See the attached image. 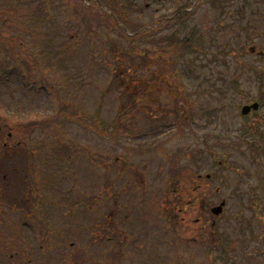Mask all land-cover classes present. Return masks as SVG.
<instances>
[{"label":"rangeland","instance_id":"1","mask_svg":"<svg viewBox=\"0 0 264 264\" xmlns=\"http://www.w3.org/2000/svg\"><path fill=\"white\" fill-rule=\"evenodd\" d=\"M101 1L107 10L111 7L117 15L127 18V0H120L123 6L114 3L115 0ZM192 1L197 3L196 0H139L143 14L129 12V16L139 18H133L136 26L128 27L135 30L149 26L161 17H171L180 5H190ZM226 1L229 3L226 4L227 9L221 4ZM65 2V5L69 4L71 7L69 22L65 7L55 8V24L52 29L43 23L47 21L44 16L49 7H35L37 15L41 17L36 30L38 38L43 41L46 34L50 36L52 32L56 38L55 48L48 58L54 59L50 64L55 65L58 70L39 72V77L27 73L30 79L25 76L23 78L38 79L37 83H45L51 94L43 89L28 91L18 79L0 86V116L20 139L30 132V128H19L20 124L33 120L44 125L51 122L70 93V105L74 102L76 106L74 118L64 121V129L50 133L67 143L70 140L69 148L67 143L49 146L47 155L40 154L38 163L42 162L37 173L27 171L28 163L23 159L20 173H13V176L8 174L7 180L11 185L0 180V206L4 203L0 214L1 219L6 220L0 226V251L3 257L6 249L4 246H10L18 247L20 255L15 257L18 261H35L41 245L45 248L41 249L43 256L38 258L40 261L45 259L48 262L51 255L53 264H66V257L71 259L72 264H80L85 257L83 254L90 256L97 250L101 254V262L109 264L108 254L112 249L118 252L119 245L116 241H106L114 232L115 238L118 232L119 238H125L126 242L119 256H115L116 264H264V243L261 241L264 236V107L258 117L253 114L244 117L241 114L243 105L252 102L261 92L264 96V73L256 74L250 68L252 65L263 67L264 59L248 51L256 43L264 48V0H203L184 20L167 23L168 27H163L160 33H156L157 36L148 35L141 39L136 44L139 45L138 52H134L130 44L122 39V55L130 62V72L125 71L127 67L120 64L127 72V81L132 73L136 74L132 69L142 62L140 52L147 49L143 44L145 40L163 37L168 39L165 46L170 42L176 46V40L191 37V44L201 43L203 48L198 51L193 47L191 55L180 62L179 68L186 72V76L175 74V69L169 62L163 64V68L170 70L172 74L168 83L177 85L172 88L173 97L163 94L166 102L163 104V117L158 115L152 119L149 108L136 107V111L123 118L125 120L118 125L124 131H119L116 136L112 135L113 123L122 97L130 90L123 88L116 89L117 92L109 91V87L119 84L118 79L112 80L113 85L109 81L114 71L113 64L108 63V69L105 68L104 72L99 65L89 68L92 61L86 41L87 29L78 30L74 27L82 23L78 17L83 14H77V8L82 13L87 11L83 4L85 0ZM249 2L252 7H249ZM38 4L42 5L41 0H38ZM147 4L151 6L145 7ZM19 11L23 9L20 8ZM91 11L93 17L102 15V20L104 19L105 25L101 27L94 20V25L102 34H109L114 38L120 34L119 27L106 24L107 17L103 15L105 9ZM13 32L14 30L12 34ZM74 32H80L84 37L79 34L78 39L70 41ZM252 41L254 43H249ZM244 44L251 45H246L248 47L243 50ZM64 49H68V52H63ZM168 71H165L167 75ZM138 74L143 75L144 71ZM211 85L218 91H213ZM21 93L26 95L21 96L22 105L10 106L9 96L19 97ZM5 94H8V100L1 99ZM176 108L181 112V119L182 116L194 115V121L184 127L185 130L181 133L176 130V126L166 125H170L173 117L170 111ZM99 111H102L101 114ZM155 112L158 114L156 110ZM163 121L166 122V133L159 135V131L163 129ZM252 125H255L253 129ZM45 128L42 126V129H33L36 145L50 137ZM101 131H105L106 135L99 133ZM137 135L141 138L136 139ZM163 143L164 148L160 150L158 147ZM202 143L213 147L219 158L224 156L228 162L227 167L219 168L214 163L216 159H213V155ZM198 148L199 153L196 151ZM69 153L71 159L67 161ZM180 153L184 166L181 170L183 179L179 184L174 180L167 186L172 176L179 171L178 160H167L168 156L180 158ZM191 153L194 154L192 162L184 159V156ZM12 155L14 158L16 154ZM13 158L9 160L13 161ZM128 160H135L134 163L138 165L136 170L145 176L150 191L157 194L160 183L163 182V228L158 218L160 204L153 198V194L148 196L146 207L144 201L133 196L131 186L135 182L139 183L142 176H137V180V177L127 173L128 167L124 166V162ZM115 161L117 167L114 171L106 167ZM62 164L65 166L61 167ZM196 167L203 175L216 171L217 177L212 182H207L205 178L197 180L196 174H193ZM59 168L63 171L59 172ZM64 171L69 174H64ZM35 177L39 179L35 181ZM116 183L119 185H114ZM198 183L202 186L198 191L199 203L195 206L185 205L192 202L193 197L190 195L195 194L193 188ZM175 185H178V193H168L170 199L167 204L164 202L168 196L166 193L174 190ZM218 187H221L220 193L215 191ZM196 195L197 193L194 197ZM100 197L103 202L99 204ZM222 198L228 199V206L218 219V229L215 237H212V218L207 211L208 203L219 202ZM84 200H87V205L73 208L75 202ZM203 202L207 204L204 205ZM23 203H29V207L32 205L28 212H35L32 217L26 212L27 206H22ZM20 204L23 209L19 214L18 206H15ZM175 204L178 205L176 209L180 228L171 238L172 241H169L168 234L171 233L165 229L166 217ZM144 209L147 237H138L136 244L151 249L150 262L146 261L143 253L137 256H140V260L136 263L130 262L128 247L133 245H128L130 230L128 231L129 223L125 216L127 212L135 211L131 219L133 224L136 222V226L140 227ZM111 211L120 214L121 226L116 227L117 224L112 223L113 218L108 219L106 214ZM198 218L199 223H195L194 220ZM23 220L31 223L33 229L28 225L21 228ZM51 234L54 236H50ZM219 240L223 242L220 244ZM6 254L9 256V253ZM7 264L21 263L9 261Z\"/></svg>","mask_w":264,"mask_h":264},{"label":"trees","instance_id":"2","mask_svg":"<svg viewBox=\"0 0 264 264\" xmlns=\"http://www.w3.org/2000/svg\"><path fill=\"white\" fill-rule=\"evenodd\" d=\"M118 0H115V2ZM242 9L244 10V8L242 7ZM185 15V13H181L179 14L177 17L181 18ZM241 16H245V14H241ZM121 16H117L116 22L119 23H123L125 24L127 21L130 20L129 18V14H127V18H120ZM163 28V18L158 19V25L155 28H148L144 31H141L142 35L147 36V34H152V36L155 35V33H158L161 29ZM123 32V30H122ZM139 30H133V33H136V35L134 36H129L128 34H124V37L127 38L130 42V47H132V50L135 51H139V47L138 45H136L135 39L140 35L138 34ZM90 34H93L94 31L90 30L89 31ZM110 39V37H109ZM115 45H113V48H116L118 45V43H114ZM145 44H148L149 46H147V49L141 50V56H142V62L137 65L136 67H134L132 70L136 72L132 73V75L128 78L127 81V72L130 71V67L129 64L130 62L127 60L125 61V65L126 68L125 72L124 69H121L120 71H122L121 75V81H122V85L120 86V88H125L130 90L128 93L125 92V96L121 101V106H120V110L119 113L116 117V128L118 127L117 124L119 122H121V120H123V118H126L129 113H131L132 109L135 107L134 105L136 103H144L145 105H147L149 108V110H151V112L154 115V107H152L150 105L151 102L154 101V103H156L159 107H162L161 103H160V92L163 91V70L161 67H149L148 64H154L155 60L156 62L160 63V58H154L155 56H163V37L161 38H152L150 39V41H146ZM179 47H175L172 51H170L171 53H168V51H166V54H175V53H186L188 52L191 48L195 47L196 45L194 44H190V38H188L187 40H182L180 42H178L177 44ZM201 48V45H199ZM154 48H157V50H154ZM175 52V53H174ZM118 54H120V50L118 51ZM144 71V74H138ZM134 106V107H133ZM64 108V107H63ZM135 109V108H134ZM158 110H160L158 108ZM65 116H73L72 111L70 109H68L67 107H65L62 111H60L56 117L55 120L53 122H51V126H48V124H46V128L48 130L51 129L52 131L57 130L59 128L60 123L62 122V119ZM39 125H44L41 123H38ZM36 125V124H35Z\"/></svg>","mask_w":264,"mask_h":264},{"label":"water","instance_id":"3","mask_svg":"<svg viewBox=\"0 0 264 264\" xmlns=\"http://www.w3.org/2000/svg\"><path fill=\"white\" fill-rule=\"evenodd\" d=\"M252 108L257 109V108H258V103H255V104H252V105L245 106V107L243 108V112H244V113H248ZM220 209H222V208H221V207H218V208H216V209H214V210H215V212H218Z\"/></svg>","mask_w":264,"mask_h":264},{"label":"flooded vegetation","instance_id":"4","mask_svg":"<svg viewBox=\"0 0 264 264\" xmlns=\"http://www.w3.org/2000/svg\"><path fill=\"white\" fill-rule=\"evenodd\" d=\"M160 194H161V201H162V205H163V186H162V188H160ZM117 226H119V224L117 223V225H116V227ZM133 232H135V230H133ZM117 234H118V232H117ZM118 248V247H117ZM139 248H141V247H139Z\"/></svg>","mask_w":264,"mask_h":264}]
</instances>
